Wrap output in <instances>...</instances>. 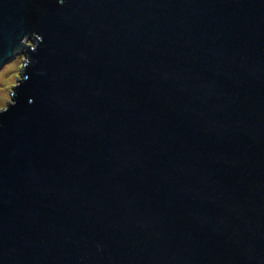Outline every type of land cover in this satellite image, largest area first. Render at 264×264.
Here are the masks:
<instances>
[{
  "label": "water",
  "instance_id": "obj_1",
  "mask_svg": "<svg viewBox=\"0 0 264 264\" xmlns=\"http://www.w3.org/2000/svg\"><path fill=\"white\" fill-rule=\"evenodd\" d=\"M19 54L0 264H264V0H0Z\"/></svg>",
  "mask_w": 264,
  "mask_h": 264
},
{
  "label": "rangeland",
  "instance_id": "obj_2",
  "mask_svg": "<svg viewBox=\"0 0 264 264\" xmlns=\"http://www.w3.org/2000/svg\"><path fill=\"white\" fill-rule=\"evenodd\" d=\"M27 44L31 45L29 41ZM24 59V56L19 54L0 68V111L11 103L14 88L17 82L22 79Z\"/></svg>",
  "mask_w": 264,
  "mask_h": 264
}]
</instances>
